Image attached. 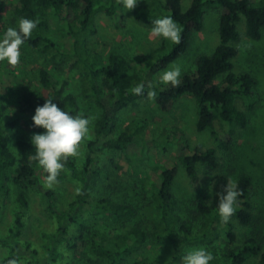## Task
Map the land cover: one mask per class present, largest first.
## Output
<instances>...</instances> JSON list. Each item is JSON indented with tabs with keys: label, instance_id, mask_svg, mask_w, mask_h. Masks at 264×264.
<instances>
[{
	"label": "trees",
	"instance_id": "16d2710c",
	"mask_svg": "<svg viewBox=\"0 0 264 264\" xmlns=\"http://www.w3.org/2000/svg\"><path fill=\"white\" fill-rule=\"evenodd\" d=\"M211 9L221 10L220 39L213 53L199 56L196 69L182 75L177 87L153 82V75L188 50L193 33L204 28L206 14ZM100 10L113 19L116 27H121L126 20L118 0H19L14 9L20 18L39 21L25 44L56 68L68 65L80 72V96L94 101L101 108V114L93 127L97 139L86 137L82 141L87 144V156L82 166L69 157L58 176L57 182L72 180L78 184L73 199L66 210H62L56 189L45 187L37 174V162L20 160L19 151L27 156L35 155L30 143L32 135L16 129L17 117L11 115L8 104L0 95V194L8 193L11 182L18 187L14 224L9 235H0V242H13L17 248L0 261L19 260L28 250L29 245L24 248L19 236L30 209L28 189L33 188L42 194L45 211L57 222L54 231L43 233L47 243L41 264L56 262L64 243L83 260V264H167L166 260L154 259L148 254L151 244L163 241L172 245L175 258L186 246L202 244L213 254L212 264H245L250 257H258L259 264H264V241L259 233L255 231L240 242L234 222L250 226L261 221V218H255L254 183L250 174L243 173L237 179L242 195L238 197L234 215L228 223H223L218 204L219 194L223 193L229 179L227 174L220 173L213 178L210 195L197 202L191 219H185L179 212V200L173 191L176 166L155 167L158 179L148 178L150 187L148 189L145 182L144 199L139 204L119 200L104 191L103 183L108 173L99 160L105 152L112 151L128 160L130 168L140 170L133 162L129 146L136 138L146 140L147 120L132 119L115 135L111 134L117 131L118 110L137 107L149 99L147 88L145 94L139 96L131 89L141 82H152L156 93L154 100L160 109L167 111L181 97L190 95L198 107L197 130L209 129L215 135V146L204 148L197 144L189 149L184 133H173L181 143L177 158L187 175L193 181L197 180L199 165L217 170L220 166L218 150H228L236 130L249 123L248 113L239 106V101L248 103L247 110H252L260 100L257 78L248 71H234L233 58L238 49L232 43L240 39L238 24L243 19L247 35L254 40L260 39L264 27V0H191L186 10L182 0H143L135 9V18L151 25L156 18L171 16L180 27L181 42H171L167 50V41H163L152 51V57L146 56L138 62L116 52L105 55L91 45V37L97 33L96 15ZM60 30L72 39L71 46L59 39ZM39 75L42 88L22 96L25 110L35 111L51 98L73 115L90 116L79 96L67 91L68 78L60 80L45 67ZM28 123L34 133L44 131L32 127V118ZM107 135L111 136L99 144L100 138ZM225 239L228 244L221 248L218 242Z\"/></svg>",
	"mask_w": 264,
	"mask_h": 264
},
{
	"label": "rangeland",
	"instance_id": "374dc122",
	"mask_svg": "<svg viewBox=\"0 0 264 264\" xmlns=\"http://www.w3.org/2000/svg\"><path fill=\"white\" fill-rule=\"evenodd\" d=\"M143 0H139L133 10L127 12L126 20L121 27H116L113 19L104 10H100L96 15L97 33L91 37V45L98 48L105 55L116 52L125 55L131 60L138 62L144 57H152L153 50L162 45V37L151 35L152 25L145 24L135 18V9ZM19 0H0V35L8 27L17 26L20 19L14 12ZM191 0H182L183 9L190 6ZM220 9L208 10L205 17L204 28L195 31L191 37L188 50L173 61L165 69L153 75V82H158L157 78L161 72L167 70L171 65L181 66L182 75L194 71L197 67L199 56L211 54L219 43V18ZM240 39L232 44L238 49L237 55L233 58L234 71H248L258 80L260 100L255 103L252 110L248 109V103L239 101V106L247 111L249 123L245 128H238L234 134V141L228 150L219 149L220 166L217 170H208L205 166L199 165V177L193 181L186 173L177 158V148L181 144L175 139L173 133L183 132L188 139L189 149L197 144L204 148L216 145L215 135L209 130H197L198 107L195 99L190 95L181 97L167 111L159 108L154 98L144 100L137 107L120 109L117 115V131L122 130L132 119L142 118L149 123V128L145 136V141L140 138L134 139L129 146V151L133 156V162L138 164L140 170L135 171L130 168L128 160L117 155L116 152H105L100 156V164L107 171L108 177L104 180V191L111 193L119 200H128L140 203L144 199L143 186L149 189L148 178H157V166L177 167V174L173 184V191L179 200V212L183 218H192L195 215L197 202L210 195L213 178L220 173L227 174L229 178L237 181L243 173L252 176L254 183V204L255 218L261 221L250 226H242L234 220L239 241H243L247 235L259 233L264 241V27L260 39H251L246 33L245 19L238 24ZM60 30V40L67 46H71L72 39L65 37ZM171 41H167L166 48H170ZM20 62L11 66L6 61L0 62V95L10 108V113L17 117V130L25 131L31 135L34 132L28 123L35 111L25 110L23 94L34 89H41L40 70L45 67L49 69L60 80L69 79L67 91H72L79 96L81 104L93 118L90 125L91 131L88 139H97L93 127L95 121L101 114V108L92 100L80 96L81 74L76 69L65 65L56 68L55 65L43 58L35 49L27 44L21 48ZM181 75V76H182ZM220 81V79H218ZM45 93L48 91L43 89ZM247 106V107H246ZM102 136L99 144L109 136ZM169 138V139H168ZM15 137L12 136V144ZM20 154V160L27 161L29 156ZM87 156V144L82 142L79 146V154L73 157L77 164L82 166ZM32 161V160H31ZM122 166H120V165ZM37 174L43 183L46 177L45 172L36 164ZM211 186V187H210ZM60 195L62 210H66L68 202L73 199L78 189V184L72 180L57 182L53 185ZM7 194H0V235L10 234V229L14 224L15 211L18 208L17 194L18 187L10 183ZM210 189V190H209ZM30 199L29 213L25 219V228L19 236V240L28 250L21 254L20 264H41L46 250L47 243L43 233L52 232L57 227L56 219L45 211L44 198L40 192L33 188L28 189ZM93 217V215H90ZM103 218L102 216H100ZM104 221V219H103ZM221 248L225 247L227 240L219 243ZM206 246L202 244L186 246L181 253L187 250ZM13 242H0V260L16 249ZM172 245L163 241L158 244H151L148 247V254L152 258L168 261L173 259L174 264H182L181 255L174 257ZM37 251V254H33ZM61 256L53 264H83V260L77 257L73 251L65 247V243L60 247ZM258 257H250L245 264H259Z\"/></svg>",
	"mask_w": 264,
	"mask_h": 264
},
{
	"label": "clouds",
	"instance_id": "9594fccd",
	"mask_svg": "<svg viewBox=\"0 0 264 264\" xmlns=\"http://www.w3.org/2000/svg\"><path fill=\"white\" fill-rule=\"evenodd\" d=\"M139 0H118L121 7L128 11L133 10ZM39 21L21 17L17 26L8 27L0 35V62L6 61L8 65L15 66L21 59V48L32 37L33 31L38 27ZM151 35L162 37L164 40L179 44L181 30L177 22L168 15L152 20ZM182 75L181 66L171 65L161 72L157 78L158 83L177 87L180 85ZM152 99L156 93L152 82H141L131 89L135 95H144ZM91 116L81 114L73 115L64 108L59 107L53 99H46L42 106L35 109L32 116L34 128H42L41 133H34L30 143L35 150L29 161L35 160L40 169L47 175L44 186L52 188L57 183L58 176L64 170L69 157L79 154L81 142L90 134ZM211 187V186H210ZM210 190V189H209ZM242 193L238 190V182L229 178L223 193L219 194L218 214L223 223H228L236 211L238 197ZM213 254L204 247L192 248L181 255L182 264H212ZM0 264H20L17 258L0 261ZM167 264H174L169 259Z\"/></svg>",
	"mask_w": 264,
	"mask_h": 264
}]
</instances>
